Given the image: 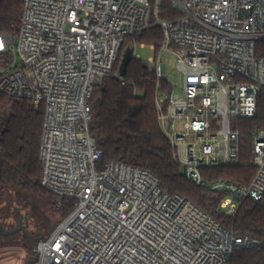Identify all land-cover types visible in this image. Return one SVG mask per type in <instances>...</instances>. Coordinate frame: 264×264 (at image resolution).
I'll return each mask as SVG.
<instances>
[{
    "label": "built area",
    "instance_id": "built-area-1",
    "mask_svg": "<svg viewBox=\"0 0 264 264\" xmlns=\"http://www.w3.org/2000/svg\"><path fill=\"white\" fill-rule=\"evenodd\" d=\"M162 9L180 15L164 20ZM154 22L164 41L143 63L169 87L157 93V120L184 178L224 192L217 210L227 217L243 200L264 198V131L253 137L250 186L203 175L241 164L238 121L257 115L264 89V57L257 56L264 0H25L18 34H0V95L44 106L40 185L76 201L27 264H230L236 250L260 245L164 191L150 170L115 162L97 168L95 90L112 75L124 42Z\"/></svg>",
    "mask_w": 264,
    "mask_h": 264
},
{
    "label": "trees",
    "instance_id": "trees-1",
    "mask_svg": "<svg viewBox=\"0 0 264 264\" xmlns=\"http://www.w3.org/2000/svg\"><path fill=\"white\" fill-rule=\"evenodd\" d=\"M24 2L0 0V34H18ZM179 15L177 11L165 9L159 13L164 20L175 19ZM153 25L149 31L124 42L112 75L95 90L90 132L103 152L97 168L115 162L150 170L159 179L160 187L170 195L186 197L238 235L260 241L257 247L236 250L230 264H264V198L260 201L243 200L234 217L219 212L218 204L224 192L199 188L184 178L173 159V148L158 125L157 93L169 87L135 57L127 68L126 76L122 79L116 77L126 49H134L135 43L155 46L156 53L160 50L164 33L155 22ZM257 56L264 57V42L258 44ZM4 109H7L6 113L0 116V204L12 193L29 194L63 211L67 217L75 209L76 201L60 198L40 185L44 106L36 108L29 100L0 95V112L3 113ZM238 128L241 164L204 169L207 181L224 180L239 186H250L253 182L257 169L252 165V142L257 132L264 131V89L258 97L257 115L253 119L238 121ZM59 203L61 207L57 209ZM32 255L33 252L29 258Z\"/></svg>",
    "mask_w": 264,
    "mask_h": 264
},
{
    "label": "rangeland",
    "instance_id": "rangeland-1",
    "mask_svg": "<svg viewBox=\"0 0 264 264\" xmlns=\"http://www.w3.org/2000/svg\"><path fill=\"white\" fill-rule=\"evenodd\" d=\"M136 51L143 62L156 56L155 50L148 44L142 47L141 43H137ZM169 58L173 59L171 56ZM151 66L154 67L155 63L151 62ZM173 83L177 84L175 73ZM6 111H1L0 116H4ZM0 219L5 226L22 227L14 236L6 238L5 242L0 240V264H27L35 243L53 231L66 217L63 211L49 206L46 201L29 194L12 193L0 204Z\"/></svg>",
    "mask_w": 264,
    "mask_h": 264
},
{
    "label": "water",
    "instance_id": "water-1",
    "mask_svg": "<svg viewBox=\"0 0 264 264\" xmlns=\"http://www.w3.org/2000/svg\"><path fill=\"white\" fill-rule=\"evenodd\" d=\"M133 58H134V51H133V49L132 48H127L126 51H125V53H124V55H123V58L121 60L120 67H119V74H120L121 77L124 78L126 76V74H127V68L129 66V64L131 63V61L133 60ZM1 230H2V228H1ZM1 230H0V236H6V237H8L12 233H14V232L2 233ZM29 261L30 262H34L35 261V257H30L29 258Z\"/></svg>",
    "mask_w": 264,
    "mask_h": 264
},
{
    "label": "flooded vegetation",
    "instance_id": "flooded-vegetation-1",
    "mask_svg": "<svg viewBox=\"0 0 264 264\" xmlns=\"http://www.w3.org/2000/svg\"><path fill=\"white\" fill-rule=\"evenodd\" d=\"M19 226V225H18ZM0 227L2 228V230H1V228H0V230L2 231V233H7V232H14V233H12L11 235H9L8 237H12V236H14V234L16 233V232H18V230H20L22 227H20L19 226V228L17 229V227H12V226H5V225H3L2 223H1V219H0ZM8 237H6V236H0V240L2 241V242H5V239L6 238H8Z\"/></svg>",
    "mask_w": 264,
    "mask_h": 264
}]
</instances>
